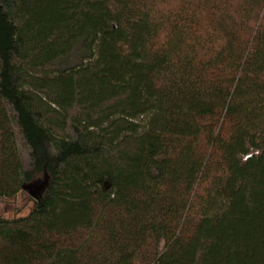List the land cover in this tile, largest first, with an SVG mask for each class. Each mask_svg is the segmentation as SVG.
<instances>
[{"label":"trees","instance_id":"obj_1","mask_svg":"<svg viewBox=\"0 0 264 264\" xmlns=\"http://www.w3.org/2000/svg\"><path fill=\"white\" fill-rule=\"evenodd\" d=\"M0 264H264V0H0Z\"/></svg>","mask_w":264,"mask_h":264},{"label":"rangeland","instance_id":"obj_2","mask_svg":"<svg viewBox=\"0 0 264 264\" xmlns=\"http://www.w3.org/2000/svg\"><path fill=\"white\" fill-rule=\"evenodd\" d=\"M35 198L27 191L20 192L11 199H0V217L12 219L27 216L34 207Z\"/></svg>","mask_w":264,"mask_h":264},{"label":"water","instance_id":"obj_3","mask_svg":"<svg viewBox=\"0 0 264 264\" xmlns=\"http://www.w3.org/2000/svg\"><path fill=\"white\" fill-rule=\"evenodd\" d=\"M43 190V186L40 183H35L29 186H26L24 188V191H27L29 193V195L35 199L38 198L39 194H41Z\"/></svg>","mask_w":264,"mask_h":264}]
</instances>
